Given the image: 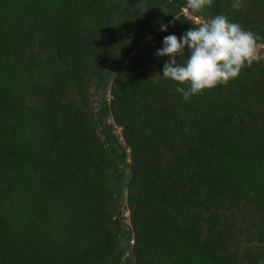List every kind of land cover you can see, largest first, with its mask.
<instances>
[{"label":"trees","instance_id":"16d2710c","mask_svg":"<svg viewBox=\"0 0 264 264\" xmlns=\"http://www.w3.org/2000/svg\"><path fill=\"white\" fill-rule=\"evenodd\" d=\"M233 3L0 0V264L264 261V60L185 101L155 55L216 15L264 45Z\"/></svg>","mask_w":264,"mask_h":264},{"label":"clouds","instance_id":"9594fccd","mask_svg":"<svg viewBox=\"0 0 264 264\" xmlns=\"http://www.w3.org/2000/svg\"><path fill=\"white\" fill-rule=\"evenodd\" d=\"M213 0H187L190 15L205 12ZM241 0H234L233 8L239 9ZM161 30H166L165 26ZM258 38L238 23L231 22L225 15L208 16L196 26L190 27L181 37L167 35L163 46L155 53L167 56L162 77L179 85L176 91L185 101L218 85H226L238 78L245 67L264 60L260 52L264 45ZM184 57L181 64L177 58Z\"/></svg>","mask_w":264,"mask_h":264},{"label":"rangeland","instance_id":"374dc122","mask_svg":"<svg viewBox=\"0 0 264 264\" xmlns=\"http://www.w3.org/2000/svg\"><path fill=\"white\" fill-rule=\"evenodd\" d=\"M198 20V19H197ZM260 45V44H259ZM261 49H263V48H261ZM260 49V50H261ZM143 70L149 75V76H151V77H153V78H155L156 76H157V69L155 68V66L153 65V64H148V65H144L143 66ZM119 207H120V209L122 210V211H124V213H125V223L126 224H129V221H128V219H127V215H128V213H127V211H125V208H126V206H125V191H124V194H123V196H122V198L119 200ZM261 264H264V261H262L261 262Z\"/></svg>","mask_w":264,"mask_h":264}]
</instances>
